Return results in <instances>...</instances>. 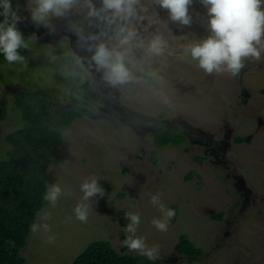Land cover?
<instances>
[{
	"label": "rangeland",
	"instance_id": "374dc122",
	"mask_svg": "<svg viewBox=\"0 0 264 264\" xmlns=\"http://www.w3.org/2000/svg\"><path fill=\"white\" fill-rule=\"evenodd\" d=\"M17 3L23 9L30 0ZM142 4L147 12L137 23L141 35L147 41L159 33L168 41L163 56L144 64L163 77V84L137 72L141 83L112 87L124 112L109 113L103 104L100 112L71 124L47 169V185L58 183L72 194L38 213L35 223H49L51 232L29 234L21 250L25 264H72L98 240L109 241L122 255H141L123 245L128 213L141 217L136 236L159 248L158 259L150 264H264V53L260 60H245L235 76L208 74L184 52L191 42L209 35L207 9L200 0H193L189 8L191 26L172 22L168 11L153 0ZM84 20V12L74 9L63 23L85 28ZM24 38L29 47L19 51L26 64L0 63V106L8 100L0 159L11 148L7 135L22 126L15 93L26 97L47 90L64 107L75 87L97 82L90 68L84 65L85 71L76 64V57H81L71 34L42 42L39 33L24 32ZM107 43L112 46L115 41ZM134 54L137 61L144 56L141 50ZM165 127L181 130L186 141L158 148L152 134ZM191 171L196 173L189 179ZM91 176L105 195L85 202L90 212L82 223L74 208L83 196L80 185ZM157 194L166 208L175 210L167 232L152 224L162 218L150 202ZM45 211L51 212V220L40 219ZM218 212L224 213L223 219H214ZM181 234L204 250L200 258L175 251ZM48 235L56 236L53 243L46 242Z\"/></svg>",
	"mask_w": 264,
	"mask_h": 264
},
{
	"label": "clouds",
	"instance_id": "9594fccd",
	"mask_svg": "<svg viewBox=\"0 0 264 264\" xmlns=\"http://www.w3.org/2000/svg\"><path fill=\"white\" fill-rule=\"evenodd\" d=\"M98 1L99 5L94 0H30L29 5L22 9L19 3L14 7L12 0H0V55L3 54L9 64H26L25 57L19 51L29 47L23 35V31H29L21 26L24 19H30L39 27L37 33L42 25L49 33L54 34L55 27L51 18H66L77 9L84 12V21H88L84 23L85 28L78 25H71L70 28L72 36L76 38L74 46L82 59L76 57V64L81 69H84V65L90 69L94 65L95 71L102 74L101 80L97 79L96 74V80H103L114 88L141 83V76H138L137 72L163 84V77L152 68L146 69L144 64L152 57L163 56L168 49V41L159 33L147 41L141 35L137 23L145 19L141 13L147 12L142 0ZM200 3L207 9L209 35L191 42L184 49L185 55L190 56L198 68L208 74L229 73L235 76L244 67L245 60L261 59L264 53V0H200ZM153 4L167 10L172 22L191 26L192 16L189 8L193 0H153ZM22 13H27V17ZM93 24L94 33L85 34ZM40 35L42 42H45L46 38ZM109 40H114L115 44L110 46L107 43ZM78 44L85 47L86 51H81ZM138 50L144 54L139 61L134 54ZM80 191L83 196L74 208V213L76 219L86 223L90 205L85 202L94 197L103 198L105 190L97 178L91 176L80 185ZM71 194L70 190L55 183L48 188L43 199L55 207L62 195ZM150 202L158 207L162 214V218L153 219V226L161 232H167L175 210L166 208L161 203L159 194L151 196ZM51 218V212L47 211L40 216L42 221H49ZM125 218L129 223L124 229L127 235L123 245L129 251L138 252L149 260L158 259V246L149 247L143 237L136 236L141 223L140 215L128 213ZM30 230L34 234L41 230L48 234L51 232V226L47 222L33 223ZM55 239V235H48L46 242L53 243Z\"/></svg>",
	"mask_w": 264,
	"mask_h": 264
},
{
	"label": "trees",
	"instance_id": "16d2710c",
	"mask_svg": "<svg viewBox=\"0 0 264 264\" xmlns=\"http://www.w3.org/2000/svg\"><path fill=\"white\" fill-rule=\"evenodd\" d=\"M12 3L15 7L17 0ZM24 32L27 31H23V35ZM4 60L1 54L0 63ZM2 77L0 74V80ZM22 94L16 93L14 101L21 114L22 126L7 135L11 148L7 157L0 159V264H25L21 250L31 233L30 225L48 204L43 199L48 190L47 169L58 156L71 124L80 116L93 115L100 110L92 80L75 87L71 102L64 107L47 90L26 97ZM7 108L8 100H4L0 106V135ZM152 135L158 148L187 139L181 130L173 127L158 128ZM237 140L242 141V138ZM195 173L191 171L187 178H192ZM223 216V212L213 214L216 220ZM175 251L189 259H198L204 253L203 249L195 247L187 234H181ZM72 264H150V260L141 255H122L109 241L98 240L79 253Z\"/></svg>",
	"mask_w": 264,
	"mask_h": 264
},
{
	"label": "flooded vegetation",
	"instance_id": "af4514ba",
	"mask_svg": "<svg viewBox=\"0 0 264 264\" xmlns=\"http://www.w3.org/2000/svg\"><path fill=\"white\" fill-rule=\"evenodd\" d=\"M97 4L99 5V1H97ZM25 17H27V15H25ZM64 18H51V23L52 25L55 27V33H49V31L42 25H40V30L39 33L42 34L47 40L51 39V37L54 36H59L62 34H66L69 33L72 35L71 33V29L65 24L63 23ZM21 26L24 27V29H27L29 32H33V34L35 35L38 31V26L36 24H34L30 19L25 18L23 23H21ZM91 30V31H90ZM89 31L92 33L94 31V24L92 27H89ZM89 31H87L85 34L89 33ZM68 35V34H67ZM74 39V44L76 43V38L73 36ZM83 43V42H81ZM78 47L80 48L81 51H86L85 47H81L78 44ZM92 69V73L94 74V76L97 74V79H100V75H102L101 73H98L95 71V67L94 65L91 67ZM93 87H94V93H95V97L99 98V105L101 104L100 108L102 110L103 104H105L106 107V111L109 113H120V112H124V109L122 107V105L118 102L117 97L115 96V94L112 93V86L106 84L103 80L102 81H97V82H93ZM100 94V96H96ZM100 111V110H99Z\"/></svg>",
	"mask_w": 264,
	"mask_h": 264
},
{
	"label": "crops",
	"instance_id": "0c3cea01",
	"mask_svg": "<svg viewBox=\"0 0 264 264\" xmlns=\"http://www.w3.org/2000/svg\"><path fill=\"white\" fill-rule=\"evenodd\" d=\"M188 89L190 90L191 93L193 92V89L192 88L189 87ZM180 90H184V89H180Z\"/></svg>",
	"mask_w": 264,
	"mask_h": 264
}]
</instances>
